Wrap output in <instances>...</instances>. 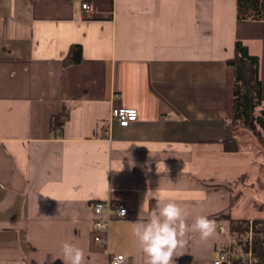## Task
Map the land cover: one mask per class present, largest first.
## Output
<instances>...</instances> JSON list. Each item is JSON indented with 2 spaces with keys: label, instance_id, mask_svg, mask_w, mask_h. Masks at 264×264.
Returning a JSON list of instances; mask_svg holds the SVG:
<instances>
[{
  "label": "crops",
  "instance_id": "crops-1",
  "mask_svg": "<svg viewBox=\"0 0 264 264\" xmlns=\"http://www.w3.org/2000/svg\"><path fill=\"white\" fill-rule=\"evenodd\" d=\"M88 1L91 12L78 0H0V264H63L64 242L86 264H144L131 222L144 202L155 210L145 197L157 191L189 225L215 221L209 240L187 235L175 264H215L220 222L264 218V148L231 123L228 63L238 40L260 57L264 103V20L239 19L237 0ZM75 43L83 59L65 66ZM116 107L138 121L119 125ZM97 200L128 207L102 241Z\"/></svg>",
  "mask_w": 264,
  "mask_h": 264
},
{
  "label": "trees",
  "instance_id": "trees-1",
  "mask_svg": "<svg viewBox=\"0 0 264 264\" xmlns=\"http://www.w3.org/2000/svg\"><path fill=\"white\" fill-rule=\"evenodd\" d=\"M239 19L264 20V0H237ZM83 59L81 44H72L64 57V65L79 64ZM228 63L234 69L233 113L231 123L235 129L245 128L251 132L264 148V103L262 98V80L260 77V57L252 54L247 44L236 42L235 56ZM70 107L64 106L61 113L52 118L53 135L63 133L64 124L69 119ZM235 143V141H233ZM236 150V148H235ZM248 219H231L229 229L237 250L247 248L250 243L244 237L242 223ZM260 224L251 244L264 264V218H255Z\"/></svg>",
  "mask_w": 264,
  "mask_h": 264
},
{
  "label": "clouds",
  "instance_id": "clouds-1",
  "mask_svg": "<svg viewBox=\"0 0 264 264\" xmlns=\"http://www.w3.org/2000/svg\"><path fill=\"white\" fill-rule=\"evenodd\" d=\"M153 198L156 201L155 210L146 211L144 202L138 219L131 222L137 246L145 258L144 264H175L174 257L184 254L180 249L185 247L186 237L190 232H198L202 241H207L214 235L215 221L207 216L199 215L195 222L189 225L185 209L179 203L165 200L158 191L151 192L150 197L147 194L145 201ZM119 212L121 216L126 215L123 209ZM62 251V257L57 258L61 259L63 264H86L83 249L75 244L64 242Z\"/></svg>",
  "mask_w": 264,
  "mask_h": 264
},
{
  "label": "built area",
  "instance_id": "built-area-1",
  "mask_svg": "<svg viewBox=\"0 0 264 264\" xmlns=\"http://www.w3.org/2000/svg\"><path fill=\"white\" fill-rule=\"evenodd\" d=\"M82 3V7L85 11L91 12L92 5L88 0H78ZM112 117L121 126H128L139 118L138 109L134 107H116L112 111ZM125 210L128 214V207L125 204H115L110 200H97L94 203V212L96 216L92 218L91 222L96 232V241H102V231H105L109 227V222L113 217H124L120 215V210ZM103 215H106L104 218ZM125 215V216H126ZM228 220L224 219L218 225V231L222 235V240L218 243V256L215 260V264H260L259 257L251 246L256 230L260 227V224L255 219H248L242 223L244 230V237L250 243L247 248L237 250L233 243V237L230 232ZM125 260L124 254H115L110 256L108 264H123Z\"/></svg>",
  "mask_w": 264,
  "mask_h": 264
},
{
  "label": "rangeland",
  "instance_id": "rangeland-1",
  "mask_svg": "<svg viewBox=\"0 0 264 264\" xmlns=\"http://www.w3.org/2000/svg\"><path fill=\"white\" fill-rule=\"evenodd\" d=\"M239 129H244L245 131H247V132H249L247 129H245V128H239ZM251 135H253L251 132H249ZM218 162H220V161H218ZM221 163V162H220ZM241 181H243V178L242 177H235L234 179H233V182H234V184H240V182ZM246 203L247 202H244V203H242L239 207H238V212H241V213H243L244 212V209H245V207H244V205H246ZM256 210V208H254V209H251L250 210V212L248 213V214H252V213H254V211Z\"/></svg>",
  "mask_w": 264,
  "mask_h": 264
}]
</instances>
